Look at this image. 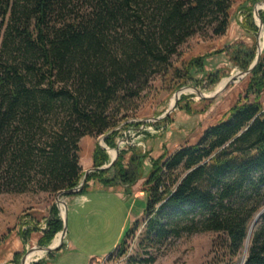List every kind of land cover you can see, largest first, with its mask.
Returning a JSON list of instances; mask_svg holds the SVG:
<instances>
[{
  "label": "trees",
  "instance_id": "1",
  "mask_svg": "<svg viewBox=\"0 0 264 264\" xmlns=\"http://www.w3.org/2000/svg\"><path fill=\"white\" fill-rule=\"evenodd\" d=\"M259 1L248 0L242 23L253 44L237 42L224 49L230 48L232 61L242 71L258 54L260 27L253 6ZM232 3L0 0V194L58 193L77 187L84 172L81 139L112 131L106 141L115 147V128L137 108L136 99L150 78L166 74L172 56L197 33L225 34ZM259 13L264 23V10ZM206 58L189 61V78L193 68L205 67ZM219 73H211L209 83H217ZM247 76L245 99L206 128L196 143L151 157L140 241L147 257L139 258L142 264L155 260L153 246L186 233L224 234L218 251L225 264H234L242 253L250 226L264 208V105L259 101L264 92V48ZM128 152L121 150L112 166L92 172L88 181L111 184L106 174L113 167L123 183L135 182L149 152L132 148L126 164ZM108 160L97 145L94 166ZM88 181L80 193L87 191ZM137 222L111 256L127 255L126 240ZM63 226L55 205L40 243H50ZM136 260L131 255L127 264ZM245 264H264V213L252 230Z\"/></svg>",
  "mask_w": 264,
  "mask_h": 264
},
{
  "label": "rangeland",
  "instance_id": "2",
  "mask_svg": "<svg viewBox=\"0 0 264 264\" xmlns=\"http://www.w3.org/2000/svg\"><path fill=\"white\" fill-rule=\"evenodd\" d=\"M247 2L248 0H233L230 25L225 34L215 35L211 30L197 33L172 56V65L166 74L159 73L150 78L148 88L136 99L137 108L130 110L129 117L124 118L115 128V147L109 146L106 141L112 131L103 134L104 136H85L81 139L80 162L83 175L86 170L95 167L94 152L97 145L115 149L118 138L125 141V145L119 148V153L121 150L129 151L125 158L126 164L130 161L132 148L142 153L148 151L149 154L144 158L140 178L131 184L123 183L116 175L115 168L111 167L106 177L113 179V182L108 185L91 178L85 192L86 200L78 202L70 198L75 194L61 196L67 220L64 242L58 250L46 251L44 255L30 261V264H127L131 255L137 258L133 264H142L139 258L147 257L140 248V241L148 203L145 180L152 166L151 157L166 150L173 152L180 146L196 143L206 128L223 119L239 99H245L248 74L212 99L185 89L198 88L204 94L212 95L224 78L242 71L232 61L230 48L229 51L224 49L237 42L253 44L250 34L242 26L250 5ZM261 41H264V29ZM220 50L224 51L216 53ZM200 56H207L205 67L201 70L193 68L190 74L192 78H189L186 74L189 61ZM215 71H220L221 79L215 84L209 83V75ZM180 90V99L182 95L185 96L182 101L178 100L181 104L178 102L179 105L167 116L156 120L165 115L174 104V95ZM254 99L255 95L251 94L249 100ZM259 101L264 105V92ZM188 105L190 112L186 110ZM103 149L109 155L106 163L109 164L112 159L111 150L108 152ZM90 183L95 185L90 186ZM60 203L57 202V193L47 191L0 194V264H21L25 255L42 252L37 248L52 246L63 229L55 233L50 243L42 245L40 241L49 230V220L55 205L62 218ZM135 222L138 223L134 228L135 232L126 240L127 255L111 256ZM220 238H225V235L213 231L186 233L181 237L169 238L150 249L155 260L147 264H225V256L218 251ZM67 242L73 247L66 248ZM242 253L234 264L238 263Z\"/></svg>",
  "mask_w": 264,
  "mask_h": 264
},
{
  "label": "water",
  "instance_id": "3",
  "mask_svg": "<svg viewBox=\"0 0 264 264\" xmlns=\"http://www.w3.org/2000/svg\"><path fill=\"white\" fill-rule=\"evenodd\" d=\"M261 3L264 4V0L261 1ZM258 4L259 3H256L255 4V7H254V10H255V16H256V19L258 20V25L260 27V31H259V34H258V37H257V42H258V54H257V57L256 59L254 60V62L251 64L250 68L247 70V71H239L238 73H236L235 75H231L229 78H228V81L225 83V85L216 90V92H214L212 95H206L202 92V90L198 89V88H195L198 95L201 96V97H204V98H214L216 97L217 95H219L221 92H223L224 90H226L232 83H235L236 81L240 80L244 75H247L249 73H251V71L254 69V67L257 65L260 57H261V54H262V51H263V48H264V41H263V45H261V32L262 30L264 29V23L260 17V13H259V10L260 8L258 7ZM182 90L178 91L175 93L174 97H176L175 99V102L173 105L170 106L169 110L165 113V115L157 118L156 120H161L162 118H164L165 116H167L171 111H173L178 103V100L180 99V94H181ZM116 149V155L111 159L110 163L109 164H105L101 167H94L90 170H86L83 177H82V180L80 181L79 185L73 189H70V190H62L60 192L57 193V202H62V198L61 196H64V195H73V194H77L79 193L84 187L85 185L87 184V181H88V178H89V175L92 173V172H95L97 170H101V169H106V168H109L110 166H112L115 161L117 160L118 158V155H119V145H117V147L115 148ZM61 208V207H60ZM264 213V208L256 215L255 219L253 220L251 226H255L258 221L260 220L262 214ZM66 217L63 218V222H64V226H63V230L61 232L62 234V239H61V242L57 245V246H47V247H39L40 249H44L46 250L47 252H52L54 250H58L61 246H62V243L64 242V237L67 233V223H66ZM28 255V254H27ZM25 255L22 260H21V264H25V261H26V256Z\"/></svg>",
  "mask_w": 264,
  "mask_h": 264
},
{
  "label": "bare ground",
  "instance_id": "4",
  "mask_svg": "<svg viewBox=\"0 0 264 264\" xmlns=\"http://www.w3.org/2000/svg\"><path fill=\"white\" fill-rule=\"evenodd\" d=\"M259 8H262L263 6H258ZM224 81H228V78H224L220 83H219V85H218V87H217V90L218 89H220V88H222L224 85H225V83L226 82H224ZM223 83V84H222ZM186 91H189V92H197L196 90H194V89H190V88H186L185 89ZM175 98L176 97H174L173 98V102L175 101ZM110 153H111V157L113 158L115 155H116V153L111 149V151H110ZM60 206H61V217H62V220H63V218L65 217V212L63 211V208H62V202L60 203ZM254 229V227L253 226H250V232H249V237H248V239H247V241H246V243H245V247H244V249H243V253H242V256H241V258H240V260L238 261V263L237 264H245V262H246V259H247V253H248V247H249V243H250V236H251V233H252V230ZM62 234L60 233L55 239H54V241H53V244H52V246H57L60 242H61V239H62ZM46 253V250H44V251H42V252H40V253H38V252H35V253H31V254H29L27 257H26V261H25V264H30V261H32V260H34L36 257H40V256H42V255H44Z\"/></svg>",
  "mask_w": 264,
  "mask_h": 264
},
{
  "label": "crops",
  "instance_id": "5",
  "mask_svg": "<svg viewBox=\"0 0 264 264\" xmlns=\"http://www.w3.org/2000/svg\"><path fill=\"white\" fill-rule=\"evenodd\" d=\"M94 183L96 184V182H94ZM94 183H90V186L95 185ZM110 188H112V187H110ZM70 198H74L75 200H78V202H80V201L82 202V201L86 200L85 193H83V194H75V195L71 196ZM70 247H73V246L71 245V243L67 242V247L66 248H70Z\"/></svg>",
  "mask_w": 264,
  "mask_h": 264
},
{
  "label": "built area",
  "instance_id": "6",
  "mask_svg": "<svg viewBox=\"0 0 264 264\" xmlns=\"http://www.w3.org/2000/svg\"><path fill=\"white\" fill-rule=\"evenodd\" d=\"M264 5V4H263ZM263 10L264 9V6L262 7V8H260V10ZM259 10V11H260ZM254 12V17L256 18V16H255V10L253 11ZM257 20V19H256ZM257 23H258V20H257ZM104 136V135H103ZM118 140V145H119V148L121 147V146H124L125 145V141L123 140V139H121V138H118L117 139ZM102 147L103 148H105L108 152L111 150V148L109 147V146H107V145H102Z\"/></svg>",
  "mask_w": 264,
  "mask_h": 264
}]
</instances>
